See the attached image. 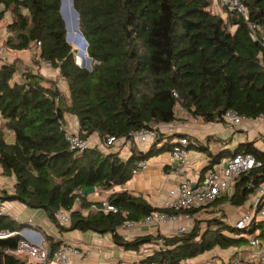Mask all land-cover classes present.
<instances>
[{
    "label": "trees",
    "instance_id": "16d2710c",
    "mask_svg": "<svg viewBox=\"0 0 264 264\" xmlns=\"http://www.w3.org/2000/svg\"><path fill=\"white\" fill-rule=\"evenodd\" d=\"M242 1L248 20L257 26L255 39L240 13L221 7L223 18L211 11L212 0H73L92 59L89 71L76 64L65 40L60 0H0V19L5 13L11 17L0 54L4 47L13 53L30 51L33 64L43 62L58 70L69 92L65 96L54 80L30 68L21 72L16 60L2 58L0 168L1 175H14L15 183L11 193L0 190V200L42 209L60 232L110 233L124 250H147L138 259L146 263L178 264L216 247H249L255 232L264 242V221L237 229L218 217L205 219L204 228L194 218L186 231L170 236L126 239L118 231L125 221H140L153 212L194 215L205 210L152 206L142 195L115 190L131 179L137 161L170 152L177 136L188 138V151L207 153L209 164L237 153L254 157L257 165L237 178L233 192L209 204L227 200L233 207L243 206L264 185V149L253 140L212 154L188 135L161 133L146 151L130 143V153L123 158L118 150L103 151L98 145L71 150L65 137L66 113L77 118L79 136L95 133L101 143L108 136L128 139L130 132L175 122L177 107L204 122L224 123L229 109L250 118L264 115V0ZM4 128L12 133V143L5 141ZM205 168L207 163L200 173ZM89 187L108 191L106 199L91 200L92 192L80 195L77 205L75 191ZM102 200L117 212L89 210ZM59 210L69 215L65 226L58 223ZM25 225L0 215V230L18 232ZM36 229L51 252L62 245V240ZM20 238L16 234L0 239V264H28L26 255L7 251L15 249Z\"/></svg>",
    "mask_w": 264,
    "mask_h": 264
},
{
    "label": "built area",
    "instance_id": "2783aa9c",
    "mask_svg": "<svg viewBox=\"0 0 264 264\" xmlns=\"http://www.w3.org/2000/svg\"><path fill=\"white\" fill-rule=\"evenodd\" d=\"M219 7H224L229 11H236L240 13L246 21L252 39L256 38L254 30L256 25L248 20V13L242 0H217ZM224 123L235 129V126L242 124L254 125L258 120H264V115H260L257 118H250L239 114L237 111L229 109L223 115ZM0 121L4 123L5 120L0 113ZM264 123V121H263ZM177 126L175 122L160 123L152 125L148 128H143L137 131L130 132L128 139H116L115 137L108 136L103 140L102 147L105 149L114 148V146L123 145L126 143H134L142 147L149 146L157 139L158 135L175 133ZM66 140L69 143L71 150H77L82 152L86 148L95 146V143L91 137L82 138L77 132L67 130L65 134ZM261 141L264 145V132L261 134ZM189 141L186 136H177L174 139L172 149L170 150V156L174 162L173 172L178 177V181L174 186L172 196L170 200H166L162 207L171 208L173 210H190L199 209L206 210L209 208V204L222 197L230 195L233 192L235 182L237 178L248 172L254 166L257 165L256 160L250 154L237 153L231 157H224L220 160L207 163V168L200 173L197 181L191 180L188 176V150L187 145ZM126 145V144H125ZM117 151V149H114ZM148 166L147 160H139L135 163V167L132 170L133 174H137L140 171L146 169ZM78 196L75 198V203L80 204V195H83L82 190H76ZM249 209L243 211L238 215V218L233 221V225L237 229H244L248 227L252 222L261 221L264 218V185L261 186L253 195L248 199ZM91 211H102L103 213L117 212V208L109 201L102 200L100 204H92L89 208ZM5 208L0 204V215H3ZM86 212V210H83ZM198 213L190 215L185 213H165V212H153L151 215L146 216L140 221L127 220L119 228L121 230H127L137 226L139 224H159L166 222H180V221H193ZM57 220L60 225H67L69 223V215L66 211L56 212ZM261 217V218H260ZM187 226L183 225L177 228L176 234L182 233L187 230ZM19 234L21 238L18 240V244L15 249L7 250L10 253L17 255H26L28 264L45 263V264H72L70 262V255L76 257L80 262L85 261L90 254L89 248H79L74 243H62V245L51 252L47 245L45 238L38 233V241L34 242L28 238L22 237L20 231L14 232L7 229L0 230V239L14 236ZM261 241L257 236L249 237V247L258 248L261 245ZM239 252L241 248H238ZM245 251V250H244ZM231 257V255H230ZM102 264H159L156 262H141L138 259H122L115 261H106ZM178 264H188L183 261ZM227 264H264V251L261 255L255 259H249L246 254H240L237 258H232L227 261Z\"/></svg>",
    "mask_w": 264,
    "mask_h": 264
},
{
    "label": "crops",
    "instance_id": "0c3cea01",
    "mask_svg": "<svg viewBox=\"0 0 264 264\" xmlns=\"http://www.w3.org/2000/svg\"><path fill=\"white\" fill-rule=\"evenodd\" d=\"M210 9L213 13L219 14L223 18L226 15L224 10H222V8L217 5V0H212ZM29 68L33 72L40 73L47 80H54L58 89L65 96H68L69 92L66 83L61 77L58 76L57 69H52L42 62L40 63V65L31 63V66ZM177 118L178 120L175 121V124L177 126L175 133L188 135L191 138L196 139L197 141L202 143V145L207 146L212 154L217 153L221 149L233 150L238 143L252 140L254 141V145L256 147L261 150L264 149V145L260 137L255 140V137L253 139L251 138L260 129L264 130V124H262V127H258V125H256V130L251 131L248 129L247 124L240 125L236 129H232L223 122H204L199 117H191L184 111H182L181 115H177ZM217 123H219L218 126ZM65 127L72 132H77V118L74 115L66 113ZM3 132L5 141L7 143H12L14 141L12 133L6 128L3 129ZM90 137L94 141V143H96V145L100 146L101 142L97 134L94 133ZM212 141L215 142V151H213L214 146L212 145ZM126 146L127 152L123 155V158L127 157L130 153V143H127L122 147ZM136 146L139 150L142 151H146L148 149V146ZM105 150L106 149L103 148V151ZM190 150L188 151V176L191 178V180L197 181L200 176V170L209 160V157L205 152H203L204 157H202L196 155V152L191 153ZM147 161L148 166L146 169L140 171L137 174H133L131 179H129L124 185L116 187L115 190L126 189L128 192L135 196L142 195V197H144L152 206L162 207L163 203L166 200L171 199L174 186L179 180L173 172L172 165H174V162L170 156L169 151L155 155L149 158ZM14 183L15 176L1 175L0 168V190L7 191L6 193H11L13 191ZM89 198L91 200L101 199L99 197V192H94V194L90 195ZM0 204H2L5 208L4 215H8L11 219L15 220L18 223L26 224L24 228L20 230V232L22 233V237L28 238L29 240L34 242L38 241V233L40 235L41 233L36 228L39 227L49 234L55 236L56 238L62 240L63 243H74L79 248H89L90 254L87 256L85 261L80 262L76 257L70 255V260L74 261V263L72 264H102L106 261H115L122 259L137 260L142 255L147 253V250L145 251L146 253L143 252L144 249L142 253L132 250H124L113 242L110 233L100 234L90 231L81 232L79 230L60 232L57 227L48 219L46 213L42 209L30 208L16 200H0ZM206 210H208V208ZM242 212H239V214ZM261 221H264V218H262ZM183 225H186V221L171 223L166 222L151 225L139 224L127 230H121L119 228L118 231L126 239H131L134 236L139 235H154L156 233L170 236L176 234L177 228ZM262 251H264V242H262L258 248H250L248 246L243 247L241 248L240 252L238 248L230 250L216 247L208 252H205L204 254L187 260L186 263L227 264L228 260L237 258L241 253L246 254L249 259H255L257 256L261 255ZM120 252L122 255H119Z\"/></svg>",
    "mask_w": 264,
    "mask_h": 264
},
{
    "label": "rangeland",
    "instance_id": "374dc122",
    "mask_svg": "<svg viewBox=\"0 0 264 264\" xmlns=\"http://www.w3.org/2000/svg\"><path fill=\"white\" fill-rule=\"evenodd\" d=\"M10 19H11V17L8 13H5L4 17L0 19V47H3L5 40H6V37L8 36L6 26H7L8 22L10 21ZM67 19H68V25H69L70 43L77 50H83L84 56L86 57V52H85L86 49H84V41L78 37V35H77L78 33L73 26V22H72V19L70 18V16H68ZM74 51H76V50L74 49ZM1 55H2V57H0V65L2 63V60H4V59L11 60V61L16 60L19 64L18 70L21 72L23 70H27L31 66V63H33L32 58H31L32 55H31L30 51H28L26 53H21V54H14L13 52H9V50H6L4 47V52L2 54H0V56ZM2 58H4V59H2ZM77 58H78L77 60L79 63L82 62V56L78 55ZM182 111L183 110L180 107H177L176 115H181ZM263 121L264 120H258L253 126L249 125L248 129L251 131L256 130V127H257L256 125H258V127H262V124H264ZM1 124L3 125V123H1V121H0V128H1ZM218 124L219 123H217V126H218ZM242 125H244V124H242ZM237 127H239V126H235V129ZM262 132H264V130L260 129L251 138L253 139L255 137L254 140L259 138L261 136ZM214 144H215V142L212 141V145L214 146L213 151L216 150V147ZM100 147H101V149H103L102 144H100ZM108 149H110V150L117 149L121 157H123V155L127 152V146L126 147H119L116 145V146H114V148H108ZM190 152L191 153L196 152L197 153L196 155L204 157V153L201 151H198L196 149H192V150H190ZM97 192H99L100 198L106 199V197L108 195L107 191L105 192L104 190H98ZM253 195H254V193L251 194L248 199L250 200L253 197ZM248 204H249V202L247 200L245 202V204L241 207H232V205L229 204L227 202V200H222V201H219L216 205L210 206L208 208V210H204V211L200 212L199 214H197L196 220L198 221L201 228H204L206 225L205 219H210L212 217L222 218V219H224V221L226 223H232L233 220L235 221V219L238 218L237 215L239 214V212H242V211L249 209ZM191 224H192V221L191 222L188 220L186 221L187 227H189ZM119 255H122L121 252ZM70 262L74 263L73 260H70Z\"/></svg>",
    "mask_w": 264,
    "mask_h": 264
},
{
    "label": "water",
    "instance_id": "95a60500",
    "mask_svg": "<svg viewBox=\"0 0 264 264\" xmlns=\"http://www.w3.org/2000/svg\"><path fill=\"white\" fill-rule=\"evenodd\" d=\"M65 3H67V11L70 14V18L72 19L73 26H74L75 30L77 31V33L79 34V36L81 37V39L84 41V46H85V49H86L87 48V42H86L85 38L83 37L81 31L79 30V14L74 8L73 0H60V4H59V13H60L61 19L63 20L64 27H65V40H66V42L69 45L72 46V44L70 43V40H69V25H68L67 14H65V9H64ZM72 49L76 50V51H74L76 64L79 67H81V68H85V69L91 71V69H92V65H91L92 59L87 54V51H86V57H85L83 55L84 54L83 50H77L73 46H72ZM78 55L82 56V62H80V63L77 60L78 59L77 58ZM94 190H95L94 187L85 188L83 190V194L92 193V192H94Z\"/></svg>",
    "mask_w": 264,
    "mask_h": 264
},
{
    "label": "bare ground",
    "instance_id": "6f19581e",
    "mask_svg": "<svg viewBox=\"0 0 264 264\" xmlns=\"http://www.w3.org/2000/svg\"><path fill=\"white\" fill-rule=\"evenodd\" d=\"M64 9H65V14H67V17L68 16H70V14L68 13V11H67V3H65V5H64ZM78 35V37L81 39V37L79 36V34H77ZM70 40V39H69ZM84 49H85V46H84ZM86 52V51H85ZM84 55V54H83Z\"/></svg>",
    "mask_w": 264,
    "mask_h": 264
},
{
    "label": "clouds",
    "instance_id": "9594fccd",
    "mask_svg": "<svg viewBox=\"0 0 264 264\" xmlns=\"http://www.w3.org/2000/svg\"><path fill=\"white\" fill-rule=\"evenodd\" d=\"M95 145H96V143H95Z\"/></svg>",
    "mask_w": 264,
    "mask_h": 264
}]
</instances>
